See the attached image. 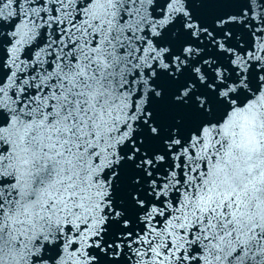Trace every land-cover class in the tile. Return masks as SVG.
I'll return each instance as SVG.
<instances>
[{
	"label": "snow or ice",
	"instance_id": "1",
	"mask_svg": "<svg viewBox=\"0 0 264 264\" xmlns=\"http://www.w3.org/2000/svg\"><path fill=\"white\" fill-rule=\"evenodd\" d=\"M0 264H264V0H0Z\"/></svg>",
	"mask_w": 264,
	"mask_h": 264
}]
</instances>
